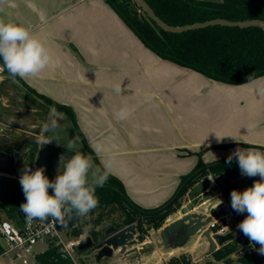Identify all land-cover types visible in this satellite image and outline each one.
<instances>
[{
	"label": "crops",
	"instance_id": "obj_1",
	"mask_svg": "<svg viewBox=\"0 0 264 264\" xmlns=\"http://www.w3.org/2000/svg\"><path fill=\"white\" fill-rule=\"evenodd\" d=\"M0 7V20L28 28L45 42L54 60L38 76L22 80L24 84L34 96L70 109L74 122L61 113L64 123L80 134L90 152L84 151L98 164L112 160L109 175L122 183L138 206L154 209L169 201L182 177L198 164L199 154L209 164L228 158L237 147L264 152V77L228 85L163 60L145 47L105 0H10ZM2 75L3 71L0 86L6 77ZM117 84L120 95L113 91ZM125 106L131 111L128 119H116L114 113ZM216 134L229 137L218 142ZM2 137L15 141L7 134L1 133ZM97 142L105 148L100 157L89 147ZM227 145L234 146L223 147ZM203 179L211 191L220 193L192 212L207 213L210 206L241 233L237 225L245 217L232 209L231 196L211 175L200 182ZM195 185L182 198L183 205L187 198L191 200L189 192ZM168 219L155 232L151 228L143 242L155 241ZM208 247L198 234L182 249H156L152 256L133 261L115 252L101 264H170L181 256L192 264H242L237 252L229 262H217ZM6 249L0 235V264H14L13 258L2 263L10 256Z\"/></svg>",
	"mask_w": 264,
	"mask_h": 264
},
{
	"label": "trees",
	"instance_id": "obj_2",
	"mask_svg": "<svg viewBox=\"0 0 264 264\" xmlns=\"http://www.w3.org/2000/svg\"><path fill=\"white\" fill-rule=\"evenodd\" d=\"M105 1L145 47L163 60L228 85H243L264 77V31L259 27L210 26L179 34L170 33L151 21L133 0ZM144 1L159 19L172 27H182L215 19L264 21V0H221L220 2L206 0ZM0 64L2 66V62ZM3 75L9 78L6 70L3 71ZM19 82L27 88L22 80H19ZM28 90L30 91V89ZM37 97L51 105L57 113L66 114L69 120L74 122V115L69 108L40 95ZM77 138L83 149L90 152L80 134L77 135ZM232 146L234 145L223 147L229 148ZM37 147V143L31 147L19 171L6 169V172L13 175H22L25 167L32 169L30 157L32 153L36 152ZM262 150L264 151V148ZM200 157L199 154V162L193 171L182 177L173 197L164 205L154 209H144L135 204L128 197L122 183L117 178L109 175L105 185L96 189V195L99 198L98 206L88 216L81 218L78 225L72 230V235L90 237L94 245H98L104 240L99 227L106 221L105 210L114 207L119 210L120 215L113 226L119 228L135 224L139 234L138 240L143 242L144 238L148 236L149 230L151 228L155 230L161 228L165 220L181 206L182 198L189 189L205 176L211 175L217 179L226 195H230L233 189H239L230 182V179L244 177L240 173L235 158H233L231 164L227 163L228 158L206 164ZM94 161L98 164L96 159ZM48 178L52 180V176H48ZM255 180L256 177H251L247 185L253 184ZM49 191L51 193V190ZM23 202H25V197L19 179L0 178V221L21 224L23 219L19 217V212L20 205ZM57 225L61 228L59 222H57ZM239 243L240 240L236 239L220 247L212 254L213 258L217 262H229L231 254L238 250ZM243 245L245 246L243 247L244 254L239 257V262L242 264H263L256 250L260 247L259 244H256L254 249L250 246L249 239H247ZM90 252L92 250L82 253L77 251V255L79 257ZM35 262L36 264H74L70 257L61 252L55 244H51L43 253L37 254ZM101 263L102 261L97 264ZM170 264L192 263L186 256H181L172 259Z\"/></svg>",
	"mask_w": 264,
	"mask_h": 264
},
{
	"label": "clouds",
	"instance_id": "obj_3",
	"mask_svg": "<svg viewBox=\"0 0 264 264\" xmlns=\"http://www.w3.org/2000/svg\"><path fill=\"white\" fill-rule=\"evenodd\" d=\"M5 4H10V0H0V6ZM2 10L0 7V11ZM0 62V71L6 70L13 83L36 77L54 64L45 42L23 25L4 20H0ZM113 91L120 95L121 86L115 85ZM261 94H264V90ZM130 114L127 106L114 113L116 119L121 121L128 119ZM49 115L50 125H45L42 132L59 127L55 119L56 110L52 109ZM225 137L229 136L216 134L218 142H222ZM230 137L240 143L235 137ZM67 147L74 155L67 160L63 156L60 158L54 180L48 178L43 167L35 170L30 167L23 169L19 183L25 202L20 205V212L28 221L35 219L45 222L50 217L51 220L63 224L66 218L70 220L74 216H88L98 206L96 189L102 188L107 182L112 160H102L98 165L92 155L77 150L76 141L69 140ZM89 147L97 157L105 151L104 145L99 142L90 143ZM233 158L238 162L241 175L260 177L243 191L233 189L230 196L232 209L237 213H247L237 225L238 229L249 239L251 247L255 249V245L259 244L260 247L256 250L264 255V152L237 147L228 157L227 163L231 164ZM222 203L219 200L218 205Z\"/></svg>",
	"mask_w": 264,
	"mask_h": 264
},
{
	"label": "water",
	"instance_id": "obj_4",
	"mask_svg": "<svg viewBox=\"0 0 264 264\" xmlns=\"http://www.w3.org/2000/svg\"><path fill=\"white\" fill-rule=\"evenodd\" d=\"M133 1L140 10L146 13L151 21L156 23L164 31L170 33L179 34L210 26L259 27L264 31V21L262 20L227 21L215 19L182 27H172L159 19L144 0ZM38 137H40V134H38ZM44 139V145L39 146L38 144L36 152L31 154L32 170L43 167L45 174L52 176V180H54L60 164V158L63 156L67 160L74 155V152L67 147L68 141H76L77 150L80 152L83 153L84 149L77 138L74 127L68 122L47 132ZM27 143L28 138H23L15 142L0 145V154H3L10 160V166L15 164L18 168H21L31 148V144ZM20 176V174H17L16 178L20 179ZM0 178L5 177L0 175ZM219 193L220 191L218 190L211 191L207 182H197L189 192L191 200L189 201V198H187L185 205L181 204L169 216L167 225L158 231V238L155 241L139 242L136 246H133L138 241L139 236L135 224L119 228L111 226L108 229L102 230L104 240L101 243L94 245L90 237H85L78 246L77 251L82 253L93 250L95 252L96 263L113 258L115 252H121L128 261H133L142 256H152L156 249H182L191 238L201 234L208 243V254H213L220 247L235 240L239 236V232L234 229L224 235L212 234L207 228V225L211 222L212 218L219 217L221 214L217 213L210 206L207 207V213H197L192 212V210L211 202ZM19 217L22 219L25 218L22 212H19ZM80 220V217L75 216L70 220L66 218L65 222L60 224V227L63 230L73 229L78 225ZM50 222L51 218L49 217L44 223L49 224ZM153 231L155 232L156 230L153 229Z\"/></svg>",
	"mask_w": 264,
	"mask_h": 264
},
{
	"label": "rangeland",
	"instance_id": "obj_5",
	"mask_svg": "<svg viewBox=\"0 0 264 264\" xmlns=\"http://www.w3.org/2000/svg\"><path fill=\"white\" fill-rule=\"evenodd\" d=\"M212 2H220L221 0H206ZM3 76V75H2ZM2 81V80H1ZM54 109L51 105H48L44 100L37 98L30 91H28L20 82L13 83L10 78L4 77V82L0 86V132L7 134L12 139L21 140L23 138H29L34 134H40L38 138L39 143L43 144L45 142L44 136L47 132H42L45 125H50L51 118L50 112ZM64 115L57 113L55 117L57 124L61 125L65 121ZM0 133V134H1ZM84 154H88L86 151ZM90 155V154H89ZM94 160V159H93ZM0 174L5 177L12 178L13 174L6 172V168L0 169ZM56 176V175H55ZM251 177H243L234 182L239 191L247 185ZM244 186V187H243ZM243 187V188H240ZM242 216H246L247 213H241ZM120 215L119 210L114 207H110L105 210V219L102 223L103 225H112L116 222ZM63 239L67 241L70 236L69 230L62 232ZM54 244L53 241L48 243L40 242L37 243L33 251L35 254L43 253L48 249V247ZM243 247H245L243 245ZM239 248V247H238ZM76 256V254H75ZM12 256H8L3 260L2 263H10L9 259ZM14 264H23L20 259H15ZM81 262V263H80ZM103 262V261H102ZM78 264H97L95 261V252L92 250L89 254H85L78 257ZM31 264H34L31 260Z\"/></svg>",
	"mask_w": 264,
	"mask_h": 264
},
{
	"label": "built area",
	"instance_id": "obj_6",
	"mask_svg": "<svg viewBox=\"0 0 264 264\" xmlns=\"http://www.w3.org/2000/svg\"><path fill=\"white\" fill-rule=\"evenodd\" d=\"M1 73L2 71H0V74ZM0 175L3 176L2 174ZM12 178L17 179L16 175ZM207 179H210V177H207ZM203 180L205 181L206 179ZM221 218L222 217L216 218L207 225V228L212 234L224 235L234 229L225 219L223 220ZM73 229H69L70 236L72 235ZM63 231L66 230L59 228L57 222L53 220H51L49 224L35 219L28 221L26 217L21 224L10 221H0V235L7 245L5 254L12 256L14 260L17 258L20 259L23 264H31V260L36 264L35 257L37 254L33 251L34 246L40 242L48 243L50 241H53L61 252L70 257L74 264H78L77 248L85 236L81 235L76 237L72 235L71 238L65 241L62 235ZM235 239L240 240L238 244L239 248L236 252L238 256H242L244 254L243 244L248 238L241 232ZM257 254L263 262V256L258 252Z\"/></svg>",
	"mask_w": 264,
	"mask_h": 264
},
{
	"label": "flooded vegetation",
	"instance_id": "obj_7",
	"mask_svg": "<svg viewBox=\"0 0 264 264\" xmlns=\"http://www.w3.org/2000/svg\"><path fill=\"white\" fill-rule=\"evenodd\" d=\"M38 138H39L38 134H34L28 138V143L31 144L30 145L31 147H33L36 143L38 145ZM15 141H17V140H15ZM15 141H12V140L6 139L5 137H2V139L0 140V145H5L9 142L11 143V142H15ZM39 146H42V144H39ZM10 163H11L10 160L6 156H4L3 154H0V169L6 168V169L14 170V171H19L21 169V168H18L15 164L10 166Z\"/></svg>",
	"mask_w": 264,
	"mask_h": 264
}]
</instances>
